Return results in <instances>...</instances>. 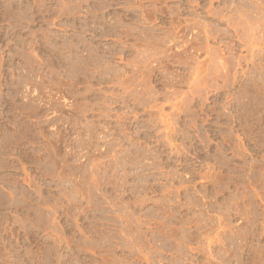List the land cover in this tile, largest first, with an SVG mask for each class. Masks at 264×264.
Returning a JSON list of instances; mask_svg holds the SVG:
<instances>
[{
  "label": "rangeland",
  "instance_id": "374dc122",
  "mask_svg": "<svg viewBox=\"0 0 264 264\" xmlns=\"http://www.w3.org/2000/svg\"><path fill=\"white\" fill-rule=\"evenodd\" d=\"M0 264H264V0H0Z\"/></svg>",
  "mask_w": 264,
  "mask_h": 264
}]
</instances>
